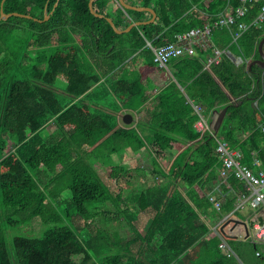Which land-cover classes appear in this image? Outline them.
Here are the masks:
<instances>
[{"label":"trees","instance_id":"obj_1","mask_svg":"<svg viewBox=\"0 0 264 264\" xmlns=\"http://www.w3.org/2000/svg\"><path fill=\"white\" fill-rule=\"evenodd\" d=\"M3 1L0 17L3 8L6 14L33 18L0 21V264H14V258L17 264H240L223 253L221 239L202 216L223 220L246 187L229 178L222 193L235 194L215 210L203 191L217 185L223 167L218 139L196 124L202 118L212 122L216 111L227 108L218 138L243 152V164L264 170V69L250 67L261 60L264 22H254L263 3L250 5L237 20L250 25L237 42L228 29L214 30L215 45L240 55L243 64L225 54L207 69L202 61L211 49L174 60L175 81L153 98L154 85L144 80L163 69L148 42L154 47L174 42L224 12L235 13L240 0H125L157 13L155 23L130 32L134 37L127 44H119L121 35L107 18L125 30L151 14L125 11L118 0L94 2L105 18L91 12V0H61L57 7L58 0H6L2 7ZM58 82L66 85L67 96L50 88ZM123 106L144 108L137 128H121L117 116L105 111L120 112ZM50 127L55 130L49 132ZM145 148L155 154L154 172L169 185L158 182L130 193L125 208L122 190L114 194L96 165L111 168L110 177L119 185L129 172L112 156ZM94 203L118 207L111 217L127 221L130 239L116 231L119 236L109 234V245L105 230L96 227V207L89 208ZM131 207L152 213L143 233L133 224L137 214L126 216ZM75 217L82 221L75 223ZM36 219L48 226L41 237L9 236L10 229ZM257 259L264 264V256Z\"/></svg>","mask_w":264,"mask_h":264},{"label":"crops","instance_id":"obj_2","mask_svg":"<svg viewBox=\"0 0 264 264\" xmlns=\"http://www.w3.org/2000/svg\"><path fill=\"white\" fill-rule=\"evenodd\" d=\"M209 2L210 0L207 1V3ZM193 9L197 10V6H194ZM152 18H153V15L151 14L149 15V20L147 21H150ZM147 21H140V22H147ZM228 56L231 58V60H233V62L237 66L243 64L244 62L240 55L232 52L231 50H228ZM261 60H262V56H261ZM142 65L143 64L141 63L139 66H137V68L140 71L144 67ZM173 81H175V78L171 72V66H169L168 69H163V71L157 74L156 76L155 75L150 76V80H144V82H151L154 85V88L149 90V94L153 98L157 96L162 90H164ZM256 104L258 105V102ZM143 109L133 110V109L126 108L123 106L120 112H115L114 110L110 108L109 109L105 108V111L107 113L115 114L117 116L118 123L121 128L132 129V128H137L141 119L143 118L142 116ZM128 114L133 116L136 123L132 125H128L125 123L124 116ZM143 156H146L148 158L147 162H149V165H150L147 168V171L143 170L146 168L142 166L143 159L141 157ZM154 157H155V154H152L148 150V148H145L137 153L133 152L132 150H125V151H122L121 153H118L117 155L112 156L111 159L114 158L113 159L114 163L117 162L118 166L124 167L129 172V174H125L122 177V179L119 180L118 182L119 186L122 187L120 188V190H122L120 191V194L123 197V201H124L123 205H125L124 206L125 208H126L125 202L129 204L128 202L129 198L127 197L130 195V193L134 192V194H139L142 191L155 186L158 182L164 183L166 184V186L169 185L168 178L159 177L154 172V164H153ZM107 162H110V159ZM144 162L146 161L144 160ZM99 164H97L96 166H98ZM153 177H155V179H153ZM139 181L140 182L142 181L144 183L143 187L141 186L140 188L134 187V185L135 186L141 185L139 184ZM218 184H220L221 187L219 186L216 187ZM217 185H214V183H211V185H207L204 188L203 192H205V194L209 197L210 196L216 197L224 205L225 201L229 197L233 196L235 193H232V192L228 194L222 193L221 188L223 185H225V183L221 181L220 175H219V180L217 182ZM174 189L175 187L172 185L170 188V192H169L170 195H172ZM184 194L186 195V193ZM240 200L241 198L239 196L237 205L235 206L234 210L224 214L223 220L218 222L217 220H212L211 218H206L205 216H202V219H204V221L208 224V226L210 227L214 235H216L219 239H221L223 243L222 251L225 255H230V254L234 255L237 258V260L240 262V264H257V260H258L257 258L259 257L258 252L261 253L260 256H264V241L256 239L255 225L257 222L264 224V204L254 209L250 206L249 203L244 202V201L240 202ZM215 210L218 211V209L216 208ZM151 214L152 213H150V215Z\"/></svg>","mask_w":264,"mask_h":264},{"label":"built area","instance_id":"obj_3","mask_svg":"<svg viewBox=\"0 0 264 264\" xmlns=\"http://www.w3.org/2000/svg\"><path fill=\"white\" fill-rule=\"evenodd\" d=\"M241 6L232 13L230 10L220 14L218 20L212 24L205 25L200 28H195L189 32L177 35L174 42H168L161 47H154L151 42L148 45L155 54V62L162 69H168L170 63L174 60L182 58H192L198 56L199 52H206L212 50V55L205 58L202 62L208 69L213 64H218L223 55L228 54V50H222L217 47L213 41V35L215 28H226L233 36L234 42H237L243 33H245L250 25L245 23L238 24L237 20L245 17L249 12V6L253 4L263 3V8L254 24L259 26L264 22V0H240ZM237 26L238 30L234 29ZM235 30V31H234ZM197 112L201 113L202 109L196 106ZM209 122L202 118L196 127L199 131H209L212 135L213 121ZM264 132V126H262ZM217 152L220 155L222 161V168L219 175L223 183H227L231 177H236L246 187V192L240 196V202H247L254 209L264 204V170L255 171L248 165L243 164L242 159L244 157L243 152L240 149L233 148L229 142L220 140L218 137ZM259 159L255 160L257 166L261 165ZM221 187L218 184L216 187ZM219 189V188H218ZM211 202L215 208L221 210L222 203L214 196H210ZM256 239L264 241V224L257 222L255 225ZM261 253L258 252V256Z\"/></svg>","mask_w":264,"mask_h":264},{"label":"rangeland","instance_id":"obj_4","mask_svg":"<svg viewBox=\"0 0 264 264\" xmlns=\"http://www.w3.org/2000/svg\"><path fill=\"white\" fill-rule=\"evenodd\" d=\"M134 37V34L132 33H125L123 35H121V39L119 40V44L121 43H129L130 41H132L131 39ZM53 91H55L56 93L62 95V96H67L66 95V85L64 83L58 82L56 86L54 87H50ZM49 132H53L55 130L54 127H50ZM16 146L15 142H11L9 145L10 149H14ZM150 154V153H149ZM149 157V155H148ZM143 159V164L142 166L146 167L143 170L147 171V168L150 166L149 162H147V157L143 156L141 157ZM114 159V158H113ZM144 160L146 162H144ZM115 165L117 164V162L114 163ZM96 168L98 169V171L100 172L101 176L103 177V179L109 183L112 191L114 194H117L118 191H120V188H122L121 186L117 185L114 180L110 177V170L111 168H106L103 165H98L96 166ZM142 168V167H141ZM139 174V173H138ZM153 179H155V177H153ZM139 186H135L136 188H140L143 187V182L139 181ZM145 186V185H144ZM128 187V186H127ZM0 202H1V198H0ZM94 207H96V211L95 213L99 214V216L97 217V219L95 220L96 223V227H98V229H102L105 230L104 235L107 238V242L109 245H112L113 243L111 241H113V237H110V235L112 234H116V231L120 232V234L125 237L128 238L130 237V228L126 226L127 221H119L118 219H112L111 216L112 213L114 214L115 212L118 213L119 208L116 207L115 205H113L112 203H94L93 205L89 206L90 209H93ZM128 210V209H125ZM129 212L126 213V216H128L131 213H136L137 214V220L133 223L134 226L138 229L139 233H143V231L146 230V228L148 227V224L152 218V214H148V213H143V212H137L138 210L131 208V210H128ZM16 221H20V218L17 217L15 218ZM75 223H80L82 220L80 219V217H75L74 219ZM45 229H48V226L46 228V226L41 222V220L36 219L34 221H32L31 223L27 224V225H23V226H19L16 229H10L9 231V236L12 238L16 235H23L26 237H30V238H34V237H41L45 231ZM109 231H112V233H110ZM110 234V235H109ZM136 234V232L134 231V235ZM119 236L118 233L116 234V237ZM116 243L118 244L119 241H116ZM118 250V248L116 249V251ZM14 264H17V260L14 258L13 259Z\"/></svg>","mask_w":264,"mask_h":264},{"label":"water","instance_id":"obj_5","mask_svg":"<svg viewBox=\"0 0 264 264\" xmlns=\"http://www.w3.org/2000/svg\"><path fill=\"white\" fill-rule=\"evenodd\" d=\"M5 1L6 0L3 1L2 7H3L4 3H5ZM60 1L61 0H58V2L56 4V7L59 5ZM95 1L96 0H91L90 1L91 12L95 16H97L98 18H105L104 15L99 14V13H97L95 11V9H94V2ZM118 3L120 4V6L125 11L134 10V11H139V12H147V13H150V14L153 15V18L150 21H147V22H134L133 24H131L125 30L118 29L116 24L114 23V21L111 18H107L108 22L112 25V27L114 28L116 33L119 34V35H122V34H125V33H129L134 28H139V27H141L143 25H149V24L155 23V21L157 19V13H156V11L153 8L133 6V5L128 4L125 0H118ZM12 17H20V18H27V19H32L33 18V17L29 16V15H23V14H19V13L6 14L4 12L3 8H2V14H1V17H0V21H8ZM49 19H50V15H48V12L46 11L45 20L48 21ZM259 51H260V54L262 56V60H258V61L253 62L250 67H252L255 64H260L262 66V68L264 69V39L262 40V42L260 44ZM132 58L129 59L128 61H131ZM227 114H228V109L227 108H225L223 110H218V111L215 112V118H214V121H213V130H214L213 137H215V138L219 137L220 130H221V128L223 126V123H224V121H225V119L227 117ZM124 121L128 125H132V124L136 123L135 119L130 114L124 116Z\"/></svg>","mask_w":264,"mask_h":264}]
</instances>
